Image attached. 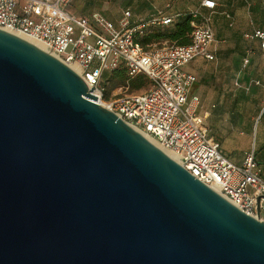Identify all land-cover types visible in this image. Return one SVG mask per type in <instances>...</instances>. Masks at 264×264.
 <instances>
[{
	"label": "water",
	"instance_id": "95a60500",
	"mask_svg": "<svg viewBox=\"0 0 264 264\" xmlns=\"http://www.w3.org/2000/svg\"><path fill=\"white\" fill-rule=\"evenodd\" d=\"M0 30V264H264V221Z\"/></svg>",
	"mask_w": 264,
	"mask_h": 264
},
{
	"label": "built area",
	"instance_id": "2783aa9c",
	"mask_svg": "<svg viewBox=\"0 0 264 264\" xmlns=\"http://www.w3.org/2000/svg\"><path fill=\"white\" fill-rule=\"evenodd\" d=\"M72 2L0 0V30L24 35L66 66L76 67L86 85L96 89L101 107L170 153L191 176L237 209L264 221V179L254 151L246 153L240 165L221 153L205 117L197 111L198 97L192 94L196 77L184 69L195 58H214L209 49L213 40L209 16L199 9L167 14V4L162 11L135 21L129 11H123L114 28L98 14L92 20L77 16L70 11ZM214 7L212 0L200 2V8ZM184 17L190 18L189 44L161 48L140 44L146 34ZM246 37L258 38L264 55V33ZM121 66L129 77L143 74L148 87L104 100V76Z\"/></svg>",
	"mask_w": 264,
	"mask_h": 264
},
{
	"label": "crops",
	"instance_id": "0c3cea01",
	"mask_svg": "<svg viewBox=\"0 0 264 264\" xmlns=\"http://www.w3.org/2000/svg\"><path fill=\"white\" fill-rule=\"evenodd\" d=\"M201 1L129 0L117 20L123 11H129L133 21L145 19L162 11L167 4H170L167 14L199 9L209 16L213 32L209 49L214 58L211 61L195 58L184 67L196 77L192 94L198 97L197 111L205 117L209 135L218 142L221 153L232 163L240 165L245 154L254 151L264 179V55L260 52V40L246 37L257 31L264 33V2L212 0L215 7L210 10L200 8ZM109 3L98 7L101 12L70 11L89 20L98 14L116 28L117 21L114 25L106 13Z\"/></svg>",
	"mask_w": 264,
	"mask_h": 264
},
{
	"label": "trees",
	"instance_id": "16d2710c",
	"mask_svg": "<svg viewBox=\"0 0 264 264\" xmlns=\"http://www.w3.org/2000/svg\"><path fill=\"white\" fill-rule=\"evenodd\" d=\"M169 30H155L146 34L139 42L142 46L147 47L152 43L167 41L174 45L189 44V34L191 32L190 18L184 17L174 22ZM105 93L104 100L109 99V93L116 87H126L129 92H135L148 85V81L143 74H137L129 77L125 67L121 66L104 76Z\"/></svg>",
	"mask_w": 264,
	"mask_h": 264
},
{
	"label": "rangeland",
	"instance_id": "374dc122",
	"mask_svg": "<svg viewBox=\"0 0 264 264\" xmlns=\"http://www.w3.org/2000/svg\"><path fill=\"white\" fill-rule=\"evenodd\" d=\"M108 1H110L111 3L108 4L106 8V13H107V16L109 17L108 19L111 20L113 24L115 25L117 21L118 13L121 11L122 8L129 5L130 3L129 0H117V1L115 0H73L72 6L70 9L73 12H76V10L80 9L79 10L80 14H89L91 11L101 12L100 11L101 8H98V7L105 5L103 3H107ZM167 30L169 29L168 28L162 29L163 32ZM171 45H174V44L161 40L160 42L154 43L153 48L168 47ZM147 87L148 85L135 92H129L126 87H116L110 91L109 98H113L114 96H122L124 94H129V93L142 92Z\"/></svg>",
	"mask_w": 264,
	"mask_h": 264
},
{
	"label": "bare ground",
	"instance_id": "6f19581e",
	"mask_svg": "<svg viewBox=\"0 0 264 264\" xmlns=\"http://www.w3.org/2000/svg\"><path fill=\"white\" fill-rule=\"evenodd\" d=\"M12 34H14V35H16V36H18V37H20V38L26 40L27 42H29V43L35 45V46L38 47L39 49H41V50H43V51L46 52L45 48H44L42 45H40L38 42H36V41H34V40H32V39H30V38L24 36V35H21V34H19V33H12ZM69 68L72 69L76 74L79 75V71H78V69H77L76 67L70 66ZM144 138H145L146 140H148L151 144H153L155 147H157L159 150H161V149H160L155 143H153V141H151L150 139H148V138H146V137H144ZM161 151H162L166 156H168L170 159H172L173 161H175V158H174L170 153L165 152V151H163V150H161Z\"/></svg>",
	"mask_w": 264,
	"mask_h": 264
}]
</instances>
